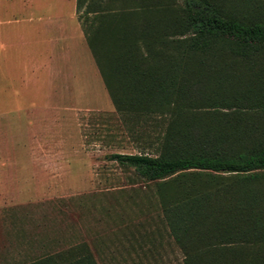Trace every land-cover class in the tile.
<instances>
[{"label": "trees", "instance_id": "1", "mask_svg": "<svg viewBox=\"0 0 264 264\" xmlns=\"http://www.w3.org/2000/svg\"><path fill=\"white\" fill-rule=\"evenodd\" d=\"M184 264H264V0H76ZM23 264H99L88 244Z\"/></svg>", "mask_w": 264, "mask_h": 264}, {"label": "rangeland", "instance_id": "2", "mask_svg": "<svg viewBox=\"0 0 264 264\" xmlns=\"http://www.w3.org/2000/svg\"><path fill=\"white\" fill-rule=\"evenodd\" d=\"M76 0H0V264L88 244L99 264H184L145 183Z\"/></svg>", "mask_w": 264, "mask_h": 264}]
</instances>
